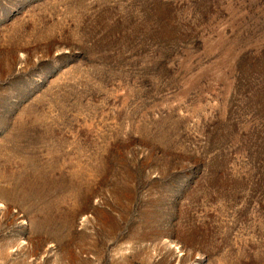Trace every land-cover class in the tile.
I'll list each match as a JSON object with an SVG mask.
<instances>
[{
	"label": "rangeland",
	"instance_id": "rangeland-1",
	"mask_svg": "<svg viewBox=\"0 0 264 264\" xmlns=\"http://www.w3.org/2000/svg\"><path fill=\"white\" fill-rule=\"evenodd\" d=\"M0 264H264V0H0Z\"/></svg>",
	"mask_w": 264,
	"mask_h": 264
}]
</instances>
